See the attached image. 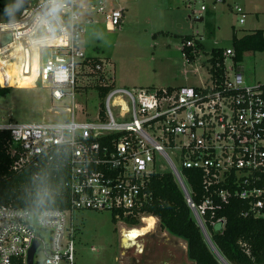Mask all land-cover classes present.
Segmentation results:
<instances>
[{"label":"built area","instance_id":"obj_1","mask_svg":"<svg viewBox=\"0 0 264 264\" xmlns=\"http://www.w3.org/2000/svg\"><path fill=\"white\" fill-rule=\"evenodd\" d=\"M106 1L63 0L62 10L52 14L51 0H27L15 19L0 14V60L16 62L20 74L31 77V87L47 89L67 114L59 122L0 125L9 133L7 152L16 157L12 170L59 161L69 195L64 210L0 206V264H28L34 244L31 264H75L72 214L131 215L148 199L146 182L155 173H171L205 235L204 213L233 199L246 202L244 215L264 217V85H246L240 73L224 71L220 83L209 75L208 84L194 88L111 87L109 64L88 57L81 46L85 25L92 22L82 17L87 10L104 15L107 31L120 27L124 8ZM195 1L185 4L190 8ZM204 11L200 5L199 13ZM235 14L244 24L245 13L235 7ZM5 36L9 41L4 44ZM191 37L182 47L196 55L200 39ZM233 55L232 49L223 53ZM1 69L6 78L0 73V88H16ZM98 87L110 88L99 109L89 111L84 96ZM186 170L199 177L200 203L194 201ZM146 218L136 217L141 224ZM124 234L120 256L138 247L125 249Z\"/></svg>","mask_w":264,"mask_h":264},{"label":"rangeland","instance_id":"obj_2","mask_svg":"<svg viewBox=\"0 0 264 264\" xmlns=\"http://www.w3.org/2000/svg\"><path fill=\"white\" fill-rule=\"evenodd\" d=\"M106 3L124 8L120 27L107 31L104 15L87 10L82 17L90 16L92 22L85 25L81 46L88 57L109 64L106 70L112 72L114 88L201 87L210 80L208 58L212 49H232V36L241 38L255 30H264V0H196L190 8L186 0H107ZM200 5H204V12L199 13ZM193 7L195 13H191ZM235 7L245 13L242 25L238 23ZM199 18L203 21L195 22ZM186 36L200 39L201 49L193 63H187L182 55ZM8 41L9 36H5L3 43ZM1 66L10 87L16 88L0 97V125L52 123L67 116L51 100L47 89L40 84L31 87V77L21 75L16 62L0 60V73L5 81ZM224 68L229 76L240 73L246 85L264 84V51L245 52L242 61L235 64L227 56ZM36 70L34 61L32 76ZM84 97L89 99V111L96 112L103 103L95 89ZM163 169L170 168L163 163ZM71 222L77 230L75 264H193L187 258L186 242L161 231L157 221L149 234L138 241V247L122 256L120 238L131 228L124 220L113 221L109 211L80 210L72 214ZM203 237L207 242L209 234ZM139 247L141 254H137Z\"/></svg>","mask_w":264,"mask_h":264},{"label":"trees","instance_id":"obj_3","mask_svg":"<svg viewBox=\"0 0 264 264\" xmlns=\"http://www.w3.org/2000/svg\"><path fill=\"white\" fill-rule=\"evenodd\" d=\"M27 0H0V14L5 20L15 19ZM192 39L183 38V44ZM195 54L201 49L196 42ZM231 57L233 63L242 61L245 52L264 51V30H255L241 38L232 36ZM187 63H193L196 55L190 54V49L184 46ZM224 51L212 49L208 58V73L211 78L220 83L224 75ZM264 85V84H263ZM113 84L111 85V87ZM97 89L103 97L109 90ZM8 88H0V97L8 92ZM10 141L7 131H0V206H12L30 210L37 209H68L69 195L64 188V171L58 161L41 166L29 164L18 171L12 170L16 157L7 152ZM188 183L195 193L194 201L202 200V186L195 171L186 170ZM145 191L149 197L140 208L133 210L131 215L120 219L130 227L138 226L136 217L145 214L154 217L159 222L161 231L176 236L186 242L187 258L193 264H220L209 243L202 235L187 207L183 195L170 172L155 173L146 182ZM247 204L243 200L233 199L214 213L203 215L209 241L217 253L227 264H264V217L244 215ZM112 220L117 219L112 213Z\"/></svg>","mask_w":264,"mask_h":264},{"label":"bare ground","instance_id":"obj_4","mask_svg":"<svg viewBox=\"0 0 264 264\" xmlns=\"http://www.w3.org/2000/svg\"><path fill=\"white\" fill-rule=\"evenodd\" d=\"M155 219L156 218L154 217L148 216V218L143 220V227H131L130 229L124 231L125 234L122 238L123 247H125V249H129L131 246L138 245L136 239L145 236L147 233L149 234L151 229H153L156 224ZM132 233L136 234L135 237L131 236Z\"/></svg>","mask_w":264,"mask_h":264},{"label":"water","instance_id":"obj_5","mask_svg":"<svg viewBox=\"0 0 264 264\" xmlns=\"http://www.w3.org/2000/svg\"><path fill=\"white\" fill-rule=\"evenodd\" d=\"M203 18H199V19H195V22H202ZM201 229V228H200ZM202 234L204 235V230L201 229ZM207 243H209L211 249L213 250V252L215 253V255L219 258L220 262L222 264H227L224 259L217 253V251L215 250V248L212 246L211 242L209 240H207ZM36 244L33 245V247L31 248L30 252H29V257H28V264H31V260H32V255L34 253V249H35Z\"/></svg>","mask_w":264,"mask_h":264},{"label":"clouds","instance_id":"obj_6","mask_svg":"<svg viewBox=\"0 0 264 264\" xmlns=\"http://www.w3.org/2000/svg\"><path fill=\"white\" fill-rule=\"evenodd\" d=\"M63 8V0H51V7L49 9L50 13L57 14Z\"/></svg>","mask_w":264,"mask_h":264},{"label":"snow or ice","instance_id":"obj_7","mask_svg":"<svg viewBox=\"0 0 264 264\" xmlns=\"http://www.w3.org/2000/svg\"><path fill=\"white\" fill-rule=\"evenodd\" d=\"M135 235H136L135 233H132V234H131L132 237H135Z\"/></svg>","mask_w":264,"mask_h":264},{"label":"crops","instance_id":"obj_8","mask_svg":"<svg viewBox=\"0 0 264 264\" xmlns=\"http://www.w3.org/2000/svg\"><path fill=\"white\" fill-rule=\"evenodd\" d=\"M171 236V235H170Z\"/></svg>","mask_w":264,"mask_h":264}]
</instances>
